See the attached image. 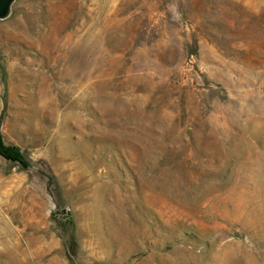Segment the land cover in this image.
<instances>
[{"label":"rangeland","instance_id":"1","mask_svg":"<svg viewBox=\"0 0 264 264\" xmlns=\"http://www.w3.org/2000/svg\"><path fill=\"white\" fill-rule=\"evenodd\" d=\"M0 143V264H264V0H17Z\"/></svg>","mask_w":264,"mask_h":264},{"label":"trees","instance_id":"2","mask_svg":"<svg viewBox=\"0 0 264 264\" xmlns=\"http://www.w3.org/2000/svg\"><path fill=\"white\" fill-rule=\"evenodd\" d=\"M0 153L8 159H12V160H19L20 159V155L17 152L16 148L5 146L2 143H0ZM71 255H72L71 253L68 254V257L70 258L71 262L73 264H75L74 259Z\"/></svg>","mask_w":264,"mask_h":264},{"label":"water","instance_id":"3","mask_svg":"<svg viewBox=\"0 0 264 264\" xmlns=\"http://www.w3.org/2000/svg\"><path fill=\"white\" fill-rule=\"evenodd\" d=\"M16 1L17 0H0V20H5L12 15Z\"/></svg>","mask_w":264,"mask_h":264},{"label":"bare ground","instance_id":"4","mask_svg":"<svg viewBox=\"0 0 264 264\" xmlns=\"http://www.w3.org/2000/svg\"><path fill=\"white\" fill-rule=\"evenodd\" d=\"M247 264H257V257L251 256L249 258H246Z\"/></svg>","mask_w":264,"mask_h":264}]
</instances>
